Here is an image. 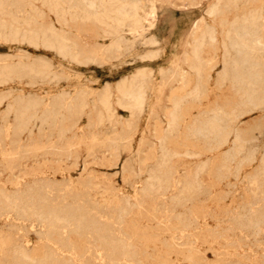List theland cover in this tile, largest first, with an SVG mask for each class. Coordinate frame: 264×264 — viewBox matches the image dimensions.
<instances>
[{"label":"rangeland","instance_id":"1","mask_svg":"<svg viewBox=\"0 0 264 264\" xmlns=\"http://www.w3.org/2000/svg\"><path fill=\"white\" fill-rule=\"evenodd\" d=\"M263 52L264 0H0V264H264Z\"/></svg>","mask_w":264,"mask_h":264},{"label":"bare ground","instance_id":"2","mask_svg":"<svg viewBox=\"0 0 264 264\" xmlns=\"http://www.w3.org/2000/svg\"><path fill=\"white\" fill-rule=\"evenodd\" d=\"M83 1V0H82ZM105 1V0H104ZM115 1V0H114ZM117 1V0H116ZM126 1V0H125ZM128 1H130V0H128ZM234 1V0H233ZM48 2V1H47ZM88 2V1H87ZM90 2V1H89ZM94 2V1H93ZM92 2V3H93ZM103 2V1H102ZM146 2V1H145ZM49 3V2H48ZM54 3V2H53ZM53 3H52V5H53ZM84 3V2H83ZM107 3V2H106ZM54 4H56V2L54 3ZM58 4V3H57ZM96 4H97V2H96ZM116 4V3H115ZM118 4H120V3H118ZM135 4V3H134ZM139 4H140V2H139ZM59 5V4H58ZM57 5V6H58ZM97 5H99V4H97ZM106 5V4H105ZM124 5V4H123ZM55 6V5H54ZM88 6V5H87ZM106 6H108V4L106 5ZM131 6V5H130ZM133 6V5H132ZM136 6V5H135ZM150 6V5H149ZM98 7V6H97ZM110 6H108V8H109ZM114 7H115V5H114ZM137 7H139V6H137ZM86 8V7H85ZM88 9H89V7H87ZM86 8V9H87ZM99 8V7H98ZM118 8V7H117ZM122 8V7H121ZM88 9H87V11H88ZM92 9V8H91ZM119 9V8H118ZM217 9V8H216ZM101 10V9H100ZM215 10V9H214ZM91 11V10H90ZM86 12V11H85ZM118 12V11H117ZM81 13H82V11H81ZM93 13H94V11H93ZM115 13H116V11H115ZM128 13V12H127ZM153 13V12H152ZM83 14V13H82ZM91 14V13H90ZM110 14V13H109ZM103 15V14H102ZM122 15V14H121ZM127 15V14H126ZM142 15V14H141ZM154 15V14H153ZM133 16V15H132ZM227 16V15H226ZM96 17V16H95ZM106 16L104 15V18H105ZM118 17V16H117ZM127 17V16H126ZM124 18V17H123ZM231 18V17H230ZM134 19V18H133ZM150 19V18H149ZM112 21H113V19H111ZM123 20V19H122ZM125 20V19H124ZM126 20H127V18H126ZM125 20V21H126ZM129 21V20H128ZM139 21V20H138ZM115 22V21H114ZM146 22V21H145ZM196 22V21H195ZM140 23V22H139ZM153 23V22H152ZM198 23V22H197ZM113 24V23H112ZM121 24V23H120ZM103 25V24H102ZM118 25V24H117ZM142 25V24H141ZM152 25V24H151ZM234 25V24H233ZM139 26V25H138ZM104 27V26H103ZM126 27V26H125ZM142 27V26H141ZM108 29V28H107ZM192 29H193V25H192ZM212 29V28H211ZM239 29V28H238ZM113 30H114V28H113ZM246 30V29H245ZM142 31V30H141ZM145 31V30H144ZM244 31V30H243ZM247 31V30H246ZM245 31V33H247ZM236 32V31H235ZM238 32H239V30H238ZM137 33V32H136ZM240 33V32H239ZM244 33V32H243ZM205 34V33H204ZM212 34H213V32H212ZM228 34V33H227ZM142 35V34H141ZM203 35V34H202ZM231 35V34H230ZM234 35H236L235 33H234ZM238 35V34H237ZM237 35H236V38H237ZM248 35V34H247ZM246 35V36H247ZM9 36V35H8ZM138 36V35H137ZM206 36V35H205ZM245 36V35H244ZM144 37V36H143ZM215 37V36H214ZM230 37V36H229ZM232 37V36H231ZM239 37V36H238ZM13 38H15V37H13ZM207 38V37H206ZM200 40V39H199ZM198 40V41H199ZM234 40H236L235 38H234ZM197 43V41H194V43ZM228 43H229V41H227ZM232 42V41H231ZM203 43V42H202ZM233 43V45H234V50H235V53H237V55H238V61L236 62V68H241V69H245L246 71H247V73H248V81H249V83L250 84H252V85H254V84H256V83H258V82H261L262 81V74H261V69H262V64H261V61H260V59L258 58V56H257V53H256V46H257V44H258V42L256 41V40H252V41H250V40H248L247 38H245V37H243L242 36V38L241 39H239V40H237V42L236 43H234V42H232ZM231 43V44H232ZM198 44V43H197ZM197 44H195V45H197ZM152 45V44H151ZM59 46V48H63L64 46H63V44H62V41H60V45H58ZM67 46V45H66ZM198 46V45H197ZM199 46H200V44H199ZM224 46V45H223ZM231 46V45H230ZM48 47V46H47ZM232 47V46H231ZM230 47V48H231ZM193 48V47H192ZM196 48V47H195ZM229 48V49H230ZM201 48H199V50H200ZM195 50V49H194ZM196 50H197V48H196ZM231 50V49H230ZM68 51V50H67ZM198 53H200V51H197ZM233 52V51H232ZM58 53V52H57ZM68 53V52H67ZM66 53V54H67ZM196 53V52H195ZM234 53V52H233ZM264 53V52H263ZM192 54V53H191ZM197 54V53H196ZM195 54V55H196ZM232 54V53H231ZM91 57V56H90ZM191 57V56H190ZM196 57H198V56H196ZM201 58V57H200ZM205 58V57H204ZM192 59H194V58H192ZM197 59H199V58H197ZM195 60V59H194ZM205 60V59H204ZM198 61V60H197ZM263 61V60H262ZM199 62V61H198ZM205 62V61H204ZM193 63V62H192ZM24 64V63H23ZM197 64V63H196ZM200 64V63H199ZM234 64V63H233ZM17 65V64H16ZM232 65V64H231ZM20 66V65H19ZM233 66V65H232ZM17 67V66H16ZM200 67V66H199ZM28 68V67H27ZM202 68V67H201ZM195 69V68H194ZM194 69H193V71H194ZM198 69H200V68H198ZM197 69V70H198ZM18 70V69H17ZM47 70V69H46ZM235 70V69H234ZM263 70H264V68H263ZM1 71V70H0ZM29 71V70H28ZM31 72V71H30ZM195 73V72H194ZM43 74V73H42ZM41 74V75H42ZM235 74V73H234ZM34 75V74H33ZM32 75V76H33ZM202 75H203V73H202ZM43 76V75H42ZM196 76V75H195ZM132 82V81H131ZM1 84V83H0ZM132 87V86H131ZM139 87V86H138ZM140 89V88H139ZM129 90V89H128ZM133 90V89H132ZM131 92V91H130ZM137 92V91H136ZM252 94H253V92H252ZM139 93H138V97H139ZM254 95H255V93H254ZM132 96V95H131ZM253 96V95H252ZM122 97H123V95H122ZM141 97V96H140ZM4 98V97H3ZM131 98V97H130ZM132 98H133V96H132ZM248 98H250L251 99V96H248ZM18 99V98H17ZM253 99V98H252ZM140 100H141V98H140ZM249 100V99H248ZM137 101H139V100H137ZM181 101V100H180ZM132 102V101H131ZM261 102V101H260ZM263 103H264V101H262ZM46 103V102H45ZM138 103H140V102H138ZM141 103H142V101H141ZM256 102H254L253 104H255ZM21 104V103H20ZM116 104V103H115ZM178 104H179V102H178ZM119 105V104H118ZM107 106V105H106ZM135 106V105H134ZM133 106V107H134ZM141 107V106H140ZM178 107V106H177ZM135 108V107H134ZM133 108V109H134ZM136 109V108H135ZM179 109V108H178ZM10 111V110H9ZM106 112V111H105ZM171 113V112H170ZM178 113V112H177ZM176 113V114H177ZM216 113V112H215ZM218 113V112H217ZM168 116V115H167ZM175 116V115H174ZM54 117V116H53ZM169 117V116H168ZM176 118V117H175ZM235 118V117H234ZM177 119V118H176ZM179 120V119H178ZM171 121V120H170ZM215 121H217V120H215ZM218 122V121H217ZM217 122H215V124L217 123ZM40 123V122H39ZM169 123V122H168ZM174 123V122H173ZM219 123V122H218ZM212 124H214V121L212 122ZM222 124V123H221ZM176 125V124H175ZM178 127V126H177ZM176 127V128H177ZM212 127H214V125H212ZM216 127V126H215ZM219 127H220V124H219ZM218 127V128H219ZM226 127V126H225ZM224 129V128H223ZM192 131V130H191ZM210 131V130H209ZM223 131V130H222ZM211 132V131H210ZM4 134H5V132H4ZM224 134V133H223ZM197 135V134H196ZM206 137V136H205ZM226 137V136H225ZM227 140V139H226ZM235 141V140H234ZM163 142V141H162ZM222 143V142H221ZM226 143V142H225ZM7 145V144H6ZM241 147V146H240ZM1 148V147H0ZM2 149V148H1ZM238 151V150H237ZM262 158V157H261ZM17 166V165H16ZM32 183V182H31ZM76 185V184H75ZM79 188V187H78ZM75 190V189H74ZM46 194V193H45ZM23 195V194H22ZM19 196H21V195H19ZM51 198V197H50ZM14 199V198H13ZM16 201V200H15ZM18 201V200H17ZM28 201V200H27ZM16 205H17V203H16ZM38 206V205H37ZM11 207H13V204H12V206ZM15 207H17V206H14V208ZM38 209V208H37ZM12 211H14V209L12 210ZM37 213H38V210L36 211ZM123 214V213H122ZM15 215V214H14ZM31 215V214H30ZM39 215H40V212H39ZM9 216V215H8ZM38 216V215H37ZM74 216V215H73ZM81 216V215H80ZM7 217V216H6ZM54 217V216H53ZM1 218H2V216H1ZM24 219V218H23ZM34 219H37V218H35L34 217ZM41 219V218H40ZM73 219V218H72ZM64 220V219H63ZM60 221H62V220H60ZM109 221H110V219H109ZM19 222V221H18ZM22 222V221H21ZM38 222H39V220H38ZM55 222V221H54ZM63 222V221H62ZM23 223V222H22ZM25 223V222H24ZM56 223H57V221H56ZM64 223V222H63ZM67 223V222H66ZM106 223V222H105ZM11 224V223H10ZM39 224V223H38ZM60 224V223H59ZM107 224H109V223H107ZM26 225V224H25ZM165 225V224H164ZM11 226V225H10ZM9 226V227H10ZM29 225H27V227H28ZM4 227V226H3ZM17 227H19V226H17ZM37 227V226H36ZM51 227V226H50ZM78 227V226H77ZM110 227V226H109ZM112 227V226H111ZM127 227H129V226H127ZM32 228V227H31ZM40 228V227H39ZM18 229V228H17ZM22 229V228H21ZM21 229H19L18 231H20ZM33 229V228H32ZM37 229V228H36ZM41 229H42V227H41ZM48 229H50V228H48ZM112 229V228H111ZM131 230V229H130ZM30 231V230H29ZM67 231V230H66ZM69 231V230H68ZM71 231V230H70ZM118 231V230H117ZM132 231V230H131ZM261 231V230H260ZM21 232V231H20ZM19 232V233H20ZM28 232V231H27ZM40 232V231H39ZM18 233V232H17ZM18 233V234H19ZM23 233V232H22ZM35 233V232H34ZM38 233V232H37ZM118 234H119V232H118ZM13 235V234H12ZM38 235V234H37ZM42 235V234H41ZM17 237H19L18 235H16ZM62 236H64V235H62ZM129 236V235H128ZM127 236V237H128ZM38 237V236H37ZM40 237V236H39ZM121 237V236H120ZM130 237V236H129ZM16 238V237H15ZM35 238V237H34ZM68 238V237H67ZM129 239V238H128ZM26 239H24V241H25ZM38 240V239H37ZM47 240V239H46ZM35 241V240H34ZM120 242H121V240H119ZM68 242V241H67ZM71 242V241H70ZM117 242V241H116ZM40 242H38V244H39ZM74 243V242H73ZM21 244V243H20ZM36 244H37V242H36ZM47 244V243H46ZM72 244V243H71ZM111 244V243H110ZM27 245H30L29 243L27 244ZM55 245V244H54ZM72 246V245H71ZM27 247V246H26ZM59 247V246H58ZM71 248V247H70ZM111 248V247H110ZM43 249V248H42ZM46 249V248H45ZM73 249V248H72ZM76 249V248H75ZM98 249V248H97ZM131 249H132V247H131ZM71 250V249H70ZM57 251V250H56ZM94 251V250H93ZM21 252V251H20ZM60 253V252H59ZM79 253V252H78ZM22 254V253H21ZM31 254H33L32 252H31ZM45 255V254H44ZM62 255V254H61ZM60 257V256H59ZM99 257V256H98ZM33 258V257H32ZM41 258V257H40ZM44 258V257H43ZM46 259V258H45ZM44 259V260H45ZM56 259H57V257H56ZM67 259V258H66ZM130 260V259H129ZM60 261V260H59ZM34 262V261H33ZM40 262V261H39ZM44 262V261H43ZM55 262V261H54ZM145 262H147V261H145ZM48 263V262H47ZM166 263V262H165ZM57 264V263H56Z\"/></svg>","mask_w":264,"mask_h":264}]
</instances>
